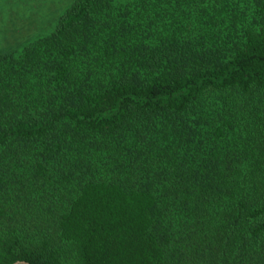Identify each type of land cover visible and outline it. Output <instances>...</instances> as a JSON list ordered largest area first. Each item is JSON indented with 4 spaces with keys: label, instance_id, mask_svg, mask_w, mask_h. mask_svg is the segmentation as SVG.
<instances>
[{
    "label": "trees",
    "instance_id": "16d2710c",
    "mask_svg": "<svg viewBox=\"0 0 264 264\" xmlns=\"http://www.w3.org/2000/svg\"><path fill=\"white\" fill-rule=\"evenodd\" d=\"M264 264V0H74L0 52V264Z\"/></svg>",
    "mask_w": 264,
    "mask_h": 264
},
{
    "label": "rangeland",
    "instance_id": "374dc122",
    "mask_svg": "<svg viewBox=\"0 0 264 264\" xmlns=\"http://www.w3.org/2000/svg\"><path fill=\"white\" fill-rule=\"evenodd\" d=\"M74 0H0V52L20 51L50 33Z\"/></svg>",
    "mask_w": 264,
    "mask_h": 264
},
{
    "label": "water",
    "instance_id": "95a60500",
    "mask_svg": "<svg viewBox=\"0 0 264 264\" xmlns=\"http://www.w3.org/2000/svg\"><path fill=\"white\" fill-rule=\"evenodd\" d=\"M20 262H22V261H17V262H15V263H13V264H18V263H20Z\"/></svg>",
    "mask_w": 264,
    "mask_h": 264
}]
</instances>
